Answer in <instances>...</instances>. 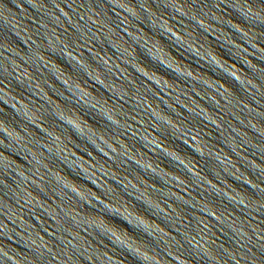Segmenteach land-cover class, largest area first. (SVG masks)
I'll return each mask as SVG.
<instances>
[{
  "label": "water",
  "instance_id": "water-1",
  "mask_svg": "<svg viewBox=\"0 0 264 264\" xmlns=\"http://www.w3.org/2000/svg\"><path fill=\"white\" fill-rule=\"evenodd\" d=\"M0 264H264V0H0Z\"/></svg>",
  "mask_w": 264,
  "mask_h": 264
}]
</instances>
